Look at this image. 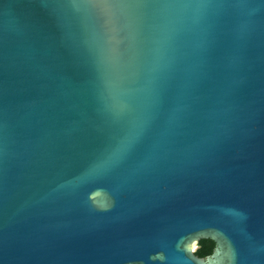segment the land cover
Here are the masks:
<instances>
[{"label":"water","instance_id":"95a60500","mask_svg":"<svg viewBox=\"0 0 264 264\" xmlns=\"http://www.w3.org/2000/svg\"><path fill=\"white\" fill-rule=\"evenodd\" d=\"M0 264H264V0H0Z\"/></svg>","mask_w":264,"mask_h":264},{"label":"trees","instance_id":"16d2710c","mask_svg":"<svg viewBox=\"0 0 264 264\" xmlns=\"http://www.w3.org/2000/svg\"><path fill=\"white\" fill-rule=\"evenodd\" d=\"M214 248L215 243L212 240L203 239L199 241L195 254L199 257L205 258L213 253Z\"/></svg>","mask_w":264,"mask_h":264}]
</instances>
